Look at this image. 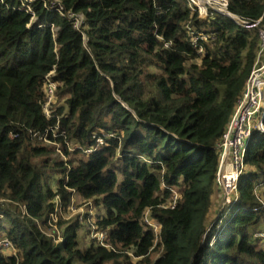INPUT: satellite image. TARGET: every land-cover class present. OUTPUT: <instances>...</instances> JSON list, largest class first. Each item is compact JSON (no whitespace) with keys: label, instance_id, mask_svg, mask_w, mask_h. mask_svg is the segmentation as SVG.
Returning a JSON list of instances; mask_svg holds the SVG:
<instances>
[{"label":"trees","instance_id":"16d2710c","mask_svg":"<svg viewBox=\"0 0 264 264\" xmlns=\"http://www.w3.org/2000/svg\"><path fill=\"white\" fill-rule=\"evenodd\" d=\"M228 2L256 25L189 0H0V264H264V107L212 212L219 144L264 61V0ZM75 195L104 206L108 246L81 248L78 220L62 242L44 231Z\"/></svg>","mask_w":264,"mask_h":264},{"label":"built area","instance_id":"2783aa9c","mask_svg":"<svg viewBox=\"0 0 264 264\" xmlns=\"http://www.w3.org/2000/svg\"><path fill=\"white\" fill-rule=\"evenodd\" d=\"M223 1V0H222ZM225 3L222 7L213 6V0H189L191 6L197 7L202 20H207L210 13L216 12L231 18L236 23L250 27L256 24H250L240 19L238 16L232 14L228 10V0H224ZM30 10V7L27 6ZM260 19L258 23L261 21ZM260 51L259 56H262L264 52V24L260 28ZM49 81V80H48ZM56 84L54 82H48L46 84V92L48 94L47 106L53 100ZM264 61L262 64L256 66L251 73V76L247 82L245 92L242 98L238 101L235 113L231 118L230 124L224 134V137L219 144L220 148V164L217 173V183L221 191H223V204L231 203L233 195L237 190L240 176L242 175L246 163L245 158L248 150L249 140L252 136L253 128L255 126V120L257 116L262 112L264 107ZM49 115V110L46 111ZM263 129V123L260 118V123L257 124ZM100 144L103 143L102 139H99ZM86 154H91L92 149H87ZM148 216L146 218V226L153 232L159 233L160 224L152 219L149 210H147ZM158 224V225H157ZM158 229V230H157ZM157 230V231H156ZM93 237L96 238L101 245H106L107 232L98 229V226H92ZM0 244L7 248H11L12 245L7 239L0 240Z\"/></svg>","mask_w":264,"mask_h":264},{"label":"rangeland","instance_id":"374dc122","mask_svg":"<svg viewBox=\"0 0 264 264\" xmlns=\"http://www.w3.org/2000/svg\"><path fill=\"white\" fill-rule=\"evenodd\" d=\"M215 8L217 7H222L225 3L223 0H213ZM80 21V18H79ZM55 96L53 97L54 100ZM264 104V102H263ZM255 125L260 123V115L257 116V119L255 120ZM80 155H76L74 157H79ZM67 159L69 156L64 157L62 154H56L55 158L56 159ZM87 158V157H86ZM223 191L219 190L218 195L214 196V202H213V208L212 212L218 208L220 205L223 204ZM105 212V208L102 204H97L93 199L87 200L79 195H75L72 200L70 205L68 207H63L62 204L59 202L57 204V210L56 213L52 219V221L47 224V226L43 227L44 231L47 233L48 236H51L54 241L56 242H62V235L64 234V231L67 227V225L71 222H74L75 220H78V223L80 224L79 228V236H80V245L81 248H86L89 246H94L98 247L101 245V243L93 237L92 233V226L97 225L98 219L100 216H102ZM148 216V212H145L144 218H143V224L146 226V218ZM62 219L64 223L59 225V221ZM8 218H2L1 219V224L5 225L4 231L8 229V223H6ZM157 222V221H156ZM158 225V224H157ZM158 230V229H157ZM156 230V231H157ZM154 234L158 235V233L154 232ZM157 238L155 239V241ZM102 246V245H101ZM9 251V250H8ZM11 252L14 253L15 250L11 249ZM131 252V250H130ZM133 251L131 252V254ZM158 252H152L151 253V258L155 259L157 257ZM132 257V256H131ZM122 260V259H121ZM132 263L135 264L137 262V258L134 256L132 257ZM108 264V263H107Z\"/></svg>","mask_w":264,"mask_h":264}]
</instances>
